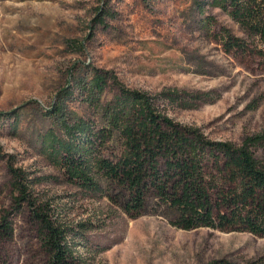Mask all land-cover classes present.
I'll use <instances>...</instances> for the list:
<instances>
[{"label":"rangeland","instance_id":"rangeland-1","mask_svg":"<svg viewBox=\"0 0 264 264\" xmlns=\"http://www.w3.org/2000/svg\"><path fill=\"white\" fill-rule=\"evenodd\" d=\"M224 32L248 42L211 0H0V225L11 227L0 232V264H46L34 208L68 231L78 264H264V238L177 229L151 201L129 217L97 172L98 190L71 180L47 139L71 138L50 113L60 106L68 125L110 134L95 157L119 155L106 111L121 85L209 141L252 140L264 162V67L227 52ZM95 75L105 87L92 100ZM12 171L25 186L19 203Z\"/></svg>","mask_w":264,"mask_h":264},{"label":"trees","instance_id":"trees-1","mask_svg":"<svg viewBox=\"0 0 264 264\" xmlns=\"http://www.w3.org/2000/svg\"><path fill=\"white\" fill-rule=\"evenodd\" d=\"M211 5L225 12L248 40L224 32L225 50L258 58L264 67V0H211ZM89 85L92 99L102 92L105 78L95 75ZM117 86L119 96L106 111L122 147L113 159L93 154L95 146L110 142V134L93 133L79 121L70 126L60 106L50 110L71 137L68 142L47 137L51 153L70 179L98 190L91 177L97 172L107 184L109 200L131 218L141 216L151 201L170 211L169 223L177 229L208 228L264 238V162L251 151L252 140L241 146L209 141L164 117L146 94ZM12 172L19 203L25 198L23 177ZM42 210L34 208L33 217L48 253L46 264H78L68 231L55 226ZM0 230L3 236L11 235L7 223Z\"/></svg>","mask_w":264,"mask_h":264}]
</instances>
